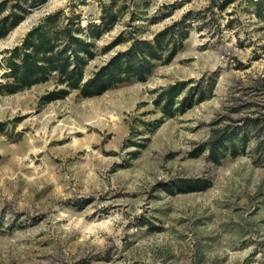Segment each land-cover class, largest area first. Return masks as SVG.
<instances>
[{"label": "rangeland", "instance_id": "1", "mask_svg": "<svg viewBox=\"0 0 264 264\" xmlns=\"http://www.w3.org/2000/svg\"><path fill=\"white\" fill-rule=\"evenodd\" d=\"M110 2L86 78L184 15L187 36L144 81L100 95L44 101L54 77L0 92V264H264V0H0V20L23 17L0 37V81L46 14L72 10L85 28ZM185 81L176 102L213 87L165 115L157 94Z\"/></svg>", "mask_w": 264, "mask_h": 264}, {"label": "trees", "instance_id": "2", "mask_svg": "<svg viewBox=\"0 0 264 264\" xmlns=\"http://www.w3.org/2000/svg\"><path fill=\"white\" fill-rule=\"evenodd\" d=\"M112 3L102 5L99 25L88 24L85 28L80 25V15L72 10L66 14L61 8L42 17L25 33L20 44L7 50V72L2 75L5 81H0V92L12 94L54 77L55 89L42 96L44 101L63 98L71 90H78L84 97L100 95L113 85L131 78L144 81L155 61L167 63L174 57L187 36V32L183 30L186 15L157 32L150 40L132 38L127 49L116 52L86 78L85 66L95 56L93 39L99 38L117 19L115 12L109 9ZM169 15L167 13L160 18ZM22 19L21 14L15 13L2 18L0 37H4ZM122 40V34H119L103 47V51ZM187 84L186 81L177 82L163 88L154 103L160 106L165 115L181 114L195 103L203 101L206 93L211 92L213 87L212 84L205 83L190 86L179 102H176ZM175 103L178 106H174ZM3 125L0 122V131ZM218 139L208 142L209 157L215 163L218 159L214 157V153L222 143L221 137Z\"/></svg>", "mask_w": 264, "mask_h": 264}]
</instances>
